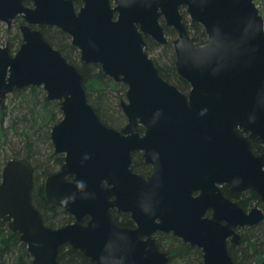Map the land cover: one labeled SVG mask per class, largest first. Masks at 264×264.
Returning <instances> with one entry per match:
<instances>
[{
    "label": "water",
    "instance_id": "1",
    "mask_svg": "<svg viewBox=\"0 0 264 264\" xmlns=\"http://www.w3.org/2000/svg\"><path fill=\"white\" fill-rule=\"evenodd\" d=\"M21 1L0 0L1 21L22 13L26 22L15 55L0 46V109L26 86L59 102L50 139L63 163L42 187L46 203L73 218L47 226L31 201V165L4 163L0 218L31 263L60 264L58 249L68 244L95 264H165L151 238L160 230L199 247L203 264H233L228 243L239 242L237 229L264 218V209L244 210L222 190L252 189L264 204V151L251 147L264 145V20L254 0H80L77 8L75 0ZM181 7L203 26L205 43L194 42ZM160 18L176 31L174 64L187 93L159 74L145 50V35L167 42ZM40 24L65 32L82 62L98 63L126 86L120 129L101 121L82 74L32 27ZM135 151L152 166L147 176L131 167ZM113 208L130 213L136 227L119 226Z\"/></svg>",
    "mask_w": 264,
    "mask_h": 264
},
{
    "label": "trees",
    "instance_id": "2",
    "mask_svg": "<svg viewBox=\"0 0 264 264\" xmlns=\"http://www.w3.org/2000/svg\"><path fill=\"white\" fill-rule=\"evenodd\" d=\"M81 4L76 0V5ZM190 36L197 44L207 41V34L198 22L186 20L185 10H180ZM166 44H159L149 36H144L145 50L154 61L159 74L168 82L176 85L187 93L190 84L178 75L175 68V53L173 39L176 31L165 26ZM47 41L72 64L83 76L87 98L103 123L120 129L125 116L120 106V100L125 96L126 86L116 82L106 75L98 63H84L80 60L79 50L70 43V37L62 30L48 26L42 28ZM4 36L11 40L17 35L3 29ZM151 51L154 57L151 56ZM10 104L0 109V139L1 144L7 145L3 155V164L10 158H18L29 163L33 169L31 201L42 216L43 222L49 227L65 225L72 219L65 210L46 203L43 195L42 181L47 174L58 170L63 163V154L54 151L50 139L52 125L61 117L58 101L47 100L41 86H26L14 88L7 96ZM6 124L3 125V122ZM142 131L141 126L138 127ZM255 154L264 151V145L252 141ZM2 164V165H3ZM0 168V178L1 169ZM132 169L141 175L149 172L150 166L143 161L140 151L132 153ZM222 190L226 196L238 202L243 208L264 206L259 196L252 190L246 189L239 194H232L224 185ZM122 222L130 223L123 215ZM240 239L232 244L228 252L233 264H263L264 263V218L251 226L240 228ZM159 245L167 252L169 264H203L200 249L194 245L182 242L171 234L160 233ZM57 261L60 264H86L88 258L78 249L64 244L59 247ZM0 264H32L31 255L26 245L19 240V234L8 228V222L0 218Z\"/></svg>",
    "mask_w": 264,
    "mask_h": 264
},
{
    "label": "flooded vegetation",
    "instance_id": "3",
    "mask_svg": "<svg viewBox=\"0 0 264 264\" xmlns=\"http://www.w3.org/2000/svg\"><path fill=\"white\" fill-rule=\"evenodd\" d=\"M21 4H22V6H26V7H32L33 6V2H32V0H22L21 1ZM75 5H76V0H75ZM78 6L76 5V8H77ZM180 10H185L184 9V7H181V9ZM161 20H162V18H160V22H161ZM163 21V20H162ZM0 22L1 23H3V24H5V27H4V29H6V30H10L12 33H15L16 35H17V37H16V39H14V40H11L9 37H7V36H4L5 37V43L4 44H0V46H7L8 47V51H9V54L11 55V56H13V55H15V53H16V51L18 50V48H19V46L21 45V43H22V40H23V37H22V33H21V30H20V28H21V26H23L24 24H26V22H25V20H24V18H23V14L22 13H17L12 19H11V21H10V24H7L6 22H4V21H1L0 20ZM48 26H52V27H56V26H53V25H47V24H40V25H33L32 27L34 28V29H39L40 31H42V33H43V36H44V38L46 39V37H45V35H44V32H43V30H42V28H45V27H48ZM56 28H58V27H56ZM59 29V28H58ZM145 36H148V35H145ZM47 40V39H46ZM12 92V91H11ZM10 92V93H11ZM10 93H8L7 95H6V97H5V102H6V98H7V96L10 94ZM139 127V126H138ZM137 130H138V128H137ZM139 131V130H138ZM140 132H142V131H140ZM141 154H142V152H141ZM143 158V157H142ZM143 161H144V159H143ZM145 162V161H144ZM146 163V162H145ZM147 164V163H146ZM149 166H150V170H149V172L147 173V174H145V175H142V176H147L150 172H151V168H152V166L150 165V164H148ZM138 173V172H137ZM139 174V173H138ZM141 175V174H140ZM224 186V185H223ZM233 194V193H232ZM233 200V199H232ZM235 201V200H234ZM237 202V201H236ZM238 203V202H237ZM252 207H254V206H252ZM252 207H250V208H252ZM257 207H261L262 209H264V206H257ZM250 208H247V209H244V210H249ZM210 212L211 211H208L207 212V215H210ZM111 213H112V215H113V217H114V220L116 221V223L119 225V226H121V227H124V228H135L136 227V223L132 220V218H131V215H130V213H128V212H123V211H119V210H117V209H115V208H113V209H111ZM70 215V214H69ZM123 215H125V217L126 218H128L129 220H130V223H124V222H122V218H123ZM71 216V215H70ZM86 220H87V217L86 218H84L83 219V223H85L86 222ZM73 221V218L69 221V222H67L66 224H69V223H71ZM65 224V225H66ZM63 226V225H62ZM251 226V225H250ZM56 227H60V226H56ZM55 228V227H54ZM243 228V227H242ZM239 229L240 228H238L237 230H238V232H239ZM160 233H164V234H171V235H173L174 237H176L172 232H163V231H160V230H155L152 234H151V238H153L154 239V241H155V243H156V246H157V248H158V250L159 251H161V252H164V253H166V255H167V257H168V254H167V252L163 249V247H161L160 245H159V241H160V236H159V234ZM176 238H178V237H176ZM143 239H146V237H143ZM178 239H180V238H178ZM181 240V239H180ZM182 241V240H181ZM183 242V241H182ZM189 244V243H188ZM230 245H232V243H228V248L230 247ZM195 246V245H194ZM195 247H197V246H195ZM197 248H199V247H197ZM200 249V248H199ZM200 252H201V250H200ZM202 257V256H201ZM88 258V257H87ZM88 262L86 263V264H95V262H93L90 258H88ZM165 264H169V258H168V260H167V262L165 263Z\"/></svg>",
    "mask_w": 264,
    "mask_h": 264
},
{
    "label": "rangeland",
    "instance_id": "4",
    "mask_svg": "<svg viewBox=\"0 0 264 264\" xmlns=\"http://www.w3.org/2000/svg\"><path fill=\"white\" fill-rule=\"evenodd\" d=\"M254 2L256 3V5H257L262 17H263V20H264V0H254ZM185 18H186L187 22L190 20V18H189V16L187 14H186ZM4 27H5V24L0 22V44H4L5 41H6L5 37H4L3 33H2V30L4 29ZM151 56L154 57L153 54H152V51H151ZM121 99H125V96H123ZM7 104H10V102L8 101V98H6V102H5L4 106L7 105ZM125 123H126V118H125V121L122 123L121 126H123ZM5 124H6V121L3 122V125H5ZM6 150H7V145L6 144L5 145L1 144V139H0V168H1V165L3 164V155H4V153H6ZM3 165H2V167H3ZM250 207H252V206H250ZM239 231H240V229H239Z\"/></svg>",
    "mask_w": 264,
    "mask_h": 264
}]
</instances>
